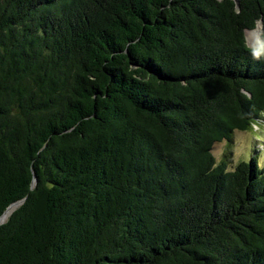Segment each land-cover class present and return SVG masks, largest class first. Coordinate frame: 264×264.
Here are the masks:
<instances>
[{
  "label": "trees",
  "instance_id": "trees-1",
  "mask_svg": "<svg viewBox=\"0 0 264 264\" xmlns=\"http://www.w3.org/2000/svg\"><path fill=\"white\" fill-rule=\"evenodd\" d=\"M0 0V264H264V0ZM262 22V43L246 32Z\"/></svg>",
  "mask_w": 264,
  "mask_h": 264
},
{
  "label": "rangeland",
  "instance_id": "rangeland-1",
  "mask_svg": "<svg viewBox=\"0 0 264 264\" xmlns=\"http://www.w3.org/2000/svg\"><path fill=\"white\" fill-rule=\"evenodd\" d=\"M253 31L246 32L247 44L251 48H258L262 43L263 29L260 38H257ZM213 154L218 163L226 162L230 170H233L240 162L250 161L252 157L256 158L261 167H264V114L250 131H236L231 142L216 143Z\"/></svg>",
  "mask_w": 264,
  "mask_h": 264
},
{
  "label": "bare ground",
  "instance_id": "bare-ground-1",
  "mask_svg": "<svg viewBox=\"0 0 264 264\" xmlns=\"http://www.w3.org/2000/svg\"><path fill=\"white\" fill-rule=\"evenodd\" d=\"M261 30H262V24L259 23L258 27L255 31H253L252 33L257 37L260 38L261 37ZM17 208V205H13L11 206L5 213L4 215L0 218V224L4 223L7 221V219L9 218V216L12 214V212Z\"/></svg>",
  "mask_w": 264,
  "mask_h": 264
},
{
  "label": "water",
  "instance_id": "water-1",
  "mask_svg": "<svg viewBox=\"0 0 264 264\" xmlns=\"http://www.w3.org/2000/svg\"><path fill=\"white\" fill-rule=\"evenodd\" d=\"M235 1L238 2L237 0H235ZM261 24H262V22H261ZM262 29H263V26H262ZM261 39H262V37H261ZM20 204H21V202H20V203L13 204V205H17V207H18ZM13 205H12V206H13ZM10 207H11V206H10ZM10 207H9V208H10ZM9 208H8V209H9ZM8 209H7V210H8ZM2 224H3V223H2ZM0 225H1V224H0Z\"/></svg>",
  "mask_w": 264,
  "mask_h": 264
}]
</instances>
